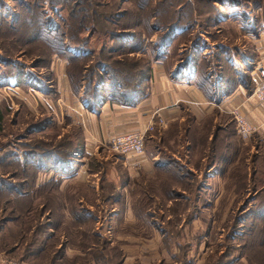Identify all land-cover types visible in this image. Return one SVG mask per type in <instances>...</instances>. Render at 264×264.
<instances>
[{
  "label": "rangeland",
  "instance_id": "obj_1",
  "mask_svg": "<svg viewBox=\"0 0 264 264\" xmlns=\"http://www.w3.org/2000/svg\"><path fill=\"white\" fill-rule=\"evenodd\" d=\"M101 1L102 7H99V11L111 20L107 19L105 23L103 15L100 17L99 13H96V17L100 22L90 17H86L81 22L68 19L69 23H65L63 27L66 38L69 40V37L74 35L76 43L77 41L82 43V40H85L84 36L88 33L95 34L87 45L89 50L97 52L103 42L110 48H116L119 44L118 39L109 40L108 36L100 35L104 30L124 29L128 32L127 37L128 34L135 36V39L128 44H134L136 48L140 46L142 50L148 48L149 53L155 55L157 51L152 49L151 42L160 40L158 37L160 31L154 32L150 25L167 22V16L163 14L166 2L146 0L148 6L140 8L134 0ZM34 2L37 1L0 0V264H122V261L118 260L116 251L118 245L114 243L116 241L106 240L113 237V233L106 231L107 224L110 223L108 220L110 212L101 199L104 200L112 190L98 187L100 200L96 203L92 196L94 192L97 194L95 187L97 183L108 184L106 180L108 169L101 159L109 157L119 162L116 157L123 155L113 152L107 143L102 146L104 149L95 147L90 156L91 161L90 159L87 161L89 162L87 168L91 170V174H87L88 171H86L82 176L84 179L70 180L66 188L64 187L67 190L66 193L60 194L59 185L57 186L59 181H52L53 164L50 162L45 168L43 167L48 157L55 153L73 152L68 141L70 138L79 140L78 132L70 125L58 122L54 115L48 114V111L43 112L41 108L33 109L28 102L27 104L19 103L17 87V90L7 89L13 87H10L11 84H6L7 77L16 80L15 73L18 70L26 75L27 81L32 82L34 78L44 80L49 75L48 70L43 68L42 61H38L43 52L41 53L40 49L34 45L20 44L16 39L20 33L16 30L13 32L8 26V22L12 21L11 18L14 15L21 12L27 4ZM48 2L49 0L40 1L45 12L52 15L54 10L50 8V2ZM108 2L110 4L103 5ZM177 2L186 3L191 10L192 15L187 18L193 20L197 44L204 43L203 45L212 46L211 42H213L214 46H225L227 42L223 39L225 37L223 33L226 30L222 27L218 31L220 23L213 24L211 18L220 14L231 16L235 10L237 12L247 10L250 13L248 19L243 20L249 23V30L256 33L264 32V0H176ZM84 5L87 12L95 8L93 4L85 3ZM58 12L66 15L67 8ZM119 12L123 17L116 22ZM139 18L140 24L136 23ZM230 26L233 32H237L238 28ZM194 35L191 39H187L190 42L186 44L194 41L196 38ZM239 38L234 41L236 44L245 43V40ZM188 46L183 48L182 55L187 53ZM215 48L216 54L219 48ZM177 49L180 50V47L178 46ZM105 55L107 56L106 52L102 55L94 54L98 57ZM110 56H113L110 60L104 59L110 63L104 76L118 77L119 80L124 81L133 78L146 61L145 55L135 56L134 53L121 55L115 52ZM6 60H11L12 64L6 65ZM94 60L95 57H91L81 64L91 65ZM120 60H123L121 64ZM131 60L134 64L139 63L137 68L130 65ZM252 66L255 69V63ZM89 70L97 72V68ZM98 74L103 73L98 72ZM78 75L79 72L76 70L77 79H79ZM96 78L97 73L96 75L94 73V79ZM9 79L7 81H12ZM155 144L160 151L159 156L179 164L180 160L176 158L182 156L180 147L167 148L159 139H153L150 136L144 141V151L145 149L147 152L154 151ZM75 145L78 147L77 143ZM78 149L80 151V144ZM79 151L78 154L74 153L72 158L83 159V156L79 155L82 152ZM244 157L243 162L235 164L229 176L221 180L222 192L216 203L218 208L213 212H203L201 221L193 220L194 225L189 228L187 236H181L180 233L179 222L177 223L176 219H181L185 215H182L178 208L174 205L171 207L168 217L171 221H167L165 218L168 216V211L167 207L161 204L163 200L159 202V210L156 208L158 201L156 203L151 201V206H154L155 210L154 220L161 223L160 217H165L164 225H162L168 228L165 235L169 234V228L172 233L177 234H173L176 240H167L169 250L164 255L166 259H156L152 264H264V205H261L263 196L260 195V188L264 187V148L260 151V148L252 146L250 151L248 149L244 152ZM74 162L79 167L78 161L74 160ZM200 168L202 176L205 170L203 166ZM232 175L235 176L234 179ZM201 178L200 187L205 188L204 184L209 179H206V176ZM144 181L147 182L146 179ZM233 181L236 183L234 191L230 189L231 185L234 186ZM198 182L199 179L194 180L193 185L195 186ZM208 182L212 184L213 190L216 189L215 181ZM138 186L134 189L135 193H142L145 188L143 180ZM187 192L190 193L189 190ZM69 194L73 196V199ZM60 205H70V210L73 209L75 212L72 215L77 220L71 218L67 220L70 213H63ZM59 208L60 211H58ZM86 213L90 216L85 215ZM94 216L101 218L99 223L94 220L95 218L93 219ZM188 216L189 214L186 218ZM143 220H145L143 224L149 221L148 218ZM258 220L261 227L260 236L256 235L254 241H249L248 236L258 232V227L253 228L256 227ZM97 223L101 233H104V236L100 238L96 234ZM114 223L121 228L127 224L119 225L118 220ZM103 224L106 225L103 226ZM127 230L134 234L141 233L145 229L133 226ZM174 243L177 244L176 248ZM250 249L256 251H248ZM170 250H173L172 253Z\"/></svg>",
  "mask_w": 264,
  "mask_h": 264
},
{
  "label": "crops",
  "instance_id": "obj_2",
  "mask_svg": "<svg viewBox=\"0 0 264 264\" xmlns=\"http://www.w3.org/2000/svg\"><path fill=\"white\" fill-rule=\"evenodd\" d=\"M249 14L248 11L235 10L231 16L220 14L211 18L213 24L220 23L218 31L222 27L226 30L223 33L227 42L225 46H214L213 42L212 46L203 45L202 40V45L197 44L192 23L184 25L180 22L175 36L163 52L156 50L153 55L148 48L142 50L140 46L135 51H128L135 56H146V63L139 68L141 75L137 73L128 79L129 82L118 77H105L104 81L97 82L100 93L94 102L88 103L82 84L74 88L67 74L69 60L57 54H53L47 66H43L49 72L44 80L34 78L33 82L28 80L26 84L17 79L6 81V84H11L10 87L13 86L8 90L18 88L20 99L16 98L19 103L28 102L33 109L48 111L58 122H64L78 132L80 139H73L72 146L76 147L77 143L79 147L80 144V151L76 147L75 154L82 152L79 155L83 159L72 158L70 170L59 176L54 172L51 175L59 181L60 194L66 193L64 187L70 180L84 179L82 176L86 171L91 174L87 161H91L93 149H104L102 146L113 134L144 130L145 139L152 136L167 148H181L182 156L176 158L180 160L179 164L159 156L156 144L152 152L143 149L141 154L116 157L119 162L109 157L101 159L108 169V184L97 183V194L94 192L92 197L95 203L100 200L98 187L112 190L104 200L101 199L110 212L106 231L113 233V237L106 240L116 241L118 260L122 264H152L156 259H166L164 255L169 250L167 240H176L173 234H177L172 233L170 228L169 234L165 235L168 228L162 226L164 216L160 217L161 223L154 220L155 210L151 201H158L156 208L159 210V202L163 200L161 204L168 211L167 221H171L168 218L171 207L178 208L185 215L176 219L180 233L187 236L194 221H201L203 212H213L218 208L216 203L222 192L221 180L229 176L235 164L243 162L244 152L250 151L252 146L260 148V151L264 148V104L252 92L253 82L255 84L258 77L252 64H264V32L249 30V23L243 21L248 19ZM230 25L238 28L237 32H233ZM88 35L90 40L95 36ZM192 35L196 38L191 44H186ZM238 37L245 43L236 44L234 41ZM178 46L180 50H176ZM186 46L187 53L182 55ZM215 47L219 48L216 54ZM68 51L84 56L90 52L89 49H77L74 45L69 46ZM156 54L160 56L156 57ZM234 107L254 127L248 137H240L235 131L231 111ZM160 117L162 123L158 120ZM149 123H153L152 129L146 128ZM74 160L78 161L79 167ZM200 166L205 170L202 176ZM203 176L208 181H215L216 189L213 190L208 181L204 184L205 188L200 187ZM232 177L234 179L235 176ZM196 179L199 182L194 186ZM142 180L145 186L143 192L135 193V187ZM235 187L236 183L230 189L234 191ZM70 198L73 199V196L70 195ZM60 208L63 213H70L67 220L76 219L70 205H60ZM85 215L90 216L89 213ZM144 218L149 220L147 225L143 224ZM93 219L99 223L101 218L94 216ZM116 219L119 225L127 224L121 228L114 223ZM98 223L95 228L100 238L104 233L99 230ZM132 225L145 230L133 234L127 230ZM174 246L176 248L177 244L174 243ZM170 251L172 253L173 250Z\"/></svg>",
  "mask_w": 264,
  "mask_h": 264
},
{
  "label": "trees",
  "instance_id": "obj_3",
  "mask_svg": "<svg viewBox=\"0 0 264 264\" xmlns=\"http://www.w3.org/2000/svg\"><path fill=\"white\" fill-rule=\"evenodd\" d=\"M37 2L27 4L24 8L21 9V12L14 15V17L11 18V22H8L9 29L14 32V30L18 31L20 33V36H17V41L23 45H34V47H37V49H40L39 51L42 53V56H39L38 61H42V66H47L50 59L52 58L53 54H57L62 57H67L69 60L68 66H67V74L74 86V88H79V86L82 84V87L84 89V94L88 100V103L94 102L98 100V92L99 88L97 85V82L104 81L105 77L115 79L116 77L112 76H104L105 70L108 71V67L110 66L109 62H106L105 60L112 58L113 56H110L112 53L119 52L121 55H128V51H135L136 45L134 44H128L131 43L135 36L134 34L129 35L127 37V33L125 32L127 30H120V29H107L102 32L103 36H108L109 40L112 39H118L119 44L117 47H111L106 46V43L103 42L99 48V50L95 52H91L92 50H89L85 56L82 54H76V53H70L68 51L69 46H75L77 49L83 48V49H89L87 42L90 41V36L87 34L84 36L85 40H82V43L80 41H75L74 35L66 38V33L63 30V27L65 26V23H69V20H77L81 22L86 17H90L93 20H97L98 17L96 13L100 14V17L104 18V22H107L108 20H111V18L107 17L103 12L99 11V7H102V1L101 0H82L81 2L79 0H49L50 2V8L54 10L52 15H48L45 10L42 8V4L40 3L41 0H36ZM124 0H121L123 2ZM48 2V3H49ZM166 2V3H164ZM91 5L93 4L95 8H92L90 12H87L85 9L84 4ZM135 4H138V7L141 8V6H148L146 0H134ZM164 7H163V14L167 16V22L165 24L158 23V24H151L152 30L154 32L160 31L158 37L160 40L157 42H151L152 49L158 50V52H163L165 48L170 44L173 37L176 34V30L180 27V22L184 25H189L192 23V18H187L188 16L192 15L191 10L188 8V5L186 3H176V0H164ZM110 2L103 4L108 5ZM68 6V7H65ZM233 6V4L231 5ZM67 8V14H59L58 11L61 9ZM120 8H118L119 10ZM35 11V12H34ZM247 12V11H245ZM37 13V14H34ZM218 16V15H217ZM8 17V16H6ZM52 17H55V21ZM123 16L121 15V12H119L118 17L116 18V22H119L120 18ZM153 17H155L153 15ZM7 21V19H6ZM64 21V22H63ZM100 22V20H97ZM212 21V19H211ZM102 22V21H101ZM104 22H102L104 24ZM111 22V21H109ZM141 19H137L136 23L140 24ZM64 23V24H63ZM68 25V24H67ZM66 25V26H67ZM127 29V28H126ZM99 34V33H98ZM22 37V38H21ZM21 40V41H20ZM23 41V42H22ZM104 52L107 53V56L98 57L94 56V54H104ZM160 55L156 54V57ZM91 57H95V60L93 64H81L84 60L90 59ZM107 57V58H106ZM105 59V60H104ZM121 61V62H120ZM119 63L121 64L123 60H120ZM131 62V66L134 68V63ZM146 63V61L144 62ZM12 64L11 60H6V65ZM82 65V66H81ZM144 65V64H143ZM105 66V69L103 70V67ZM101 67V68H100ZM90 68H97V72H93L92 70H89ZM81 69V71H80ZM79 72L78 78L75 77V71ZM84 70V71H83ZM88 70V71H87ZM98 72H102L103 74L100 75ZM142 70L140 69L137 73L141 75ZM94 73L97 78L94 79ZM16 79L21 80L22 84H26L27 80L25 78V74H23L21 71H16L15 73ZM23 77L25 79H23ZM252 78V77H251ZM9 79L7 77L6 81ZM126 81V80H125ZM128 81V80H127ZM129 82V81H128ZM253 82V87H254ZM236 131V130H235ZM73 139H70L68 141L70 145V149H72L73 152H67L63 151L62 154L55 153L53 156L48 157V161L45 163L44 167L47 166L50 162L53 164L52 169L55 174H63L70 170L71 166L70 163L72 160L73 154L76 152V147L72 146ZM72 146V147H71ZM52 181H56L55 178L52 177ZM57 182V181H56ZM58 186V182H57ZM260 195L263 196V204L264 205V187L260 189ZM264 222V221H263ZM262 222V224H263ZM260 222L258 220L256 227H258V232L254 233L252 235L248 236L249 241H254L256 235L260 236ZM264 227V226H263ZM262 227V228H263ZM264 229V228H263ZM263 245V244H262ZM252 248V247H250ZM258 248V247H257ZM255 249V248H253ZM246 251V250H245ZM248 251H256V250H248Z\"/></svg>",
  "mask_w": 264,
  "mask_h": 264
},
{
  "label": "built area",
  "instance_id": "obj_4",
  "mask_svg": "<svg viewBox=\"0 0 264 264\" xmlns=\"http://www.w3.org/2000/svg\"><path fill=\"white\" fill-rule=\"evenodd\" d=\"M255 70L258 77L252 92L264 104V64L261 62L255 63ZM231 111L234 116L235 129L237 133L241 137H248L254 129L253 125L247 120L246 116L238 110L237 107H234ZM158 120L160 123L163 122L161 117ZM146 128L152 129L153 123H149ZM144 141V130H130L111 135L106 143L113 152L125 156L127 154H141L144 149Z\"/></svg>",
  "mask_w": 264,
  "mask_h": 264
}]
</instances>
